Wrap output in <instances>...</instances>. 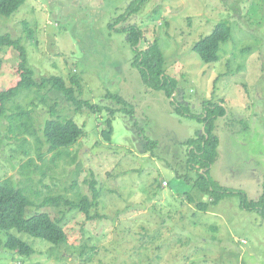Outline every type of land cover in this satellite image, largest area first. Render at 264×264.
<instances>
[{
	"label": "rangeland",
	"instance_id": "rangeland-1",
	"mask_svg": "<svg viewBox=\"0 0 264 264\" xmlns=\"http://www.w3.org/2000/svg\"><path fill=\"white\" fill-rule=\"evenodd\" d=\"M134 1L26 0L12 16H0V34L21 40L40 84L6 106V115L31 111L34 134L8 138L2 119L0 181L11 179L27 191L32 204L25 217L47 213L68 237L54 246L1 232L0 264H264V214L243 209L237 194L255 203L264 177V0H147L127 15ZM219 23L231 26V38L219 61L206 65L192 48ZM130 27L142 33L139 47L160 46L165 73L177 81L173 96L188 105L185 115L174 112L164 90L143 83L121 30ZM18 55L0 46V90L20 80ZM53 77L102 113H75L60 92L41 84ZM109 96L121 97L134 120ZM209 104L226 111L215 123L218 158L209 176L234 194L201 212L196 203L212 198L186 181L196 171L187 168L185 143L203 131L199 117ZM110 110L113 134L105 142ZM69 118L83 137L70 149L49 152L45 121ZM146 140L156 143L154 150L143 151ZM83 197L93 205L91 220L77 207ZM8 234L34 255L5 250Z\"/></svg>",
	"mask_w": 264,
	"mask_h": 264
},
{
	"label": "trees",
	"instance_id": "trees-1",
	"mask_svg": "<svg viewBox=\"0 0 264 264\" xmlns=\"http://www.w3.org/2000/svg\"><path fill=\"white\" fill-rule=\"evenodd\" d=\"M147 0H136L130 4L127 10V15H130L142 7ZM26 2V0H0V16L10 17L17 12ZM124 18V17H123ZM114 27V26H113ZM122 32L126 33L127 42L134 51L132 65L136 67L141 75L143 83L150 89L164 90L166 96L172 99L171 103L174 107V112L179 115H185L187 112L184 108L187 104H181L176 101L177 81L168 77L165 73V57L160 46L153 42L146 48L139 47L142 42V33L135 27L123 28ZM232 29L228 23L217 24L212 33L197 43L192 48L193 53L198 59L206 64H214L219 61V50L221 45L228 42L231 38ZM6 46L17 50V63L20 80L7 90H0V123L2 119L8 122L7 137L16 138L23 134H34V122L31 116V111H23L18 109V112L12 115H6L7 104L13 102L14 98L19 96L24 91H31L34 87L40 84L33 78V71L28 67V59L25 48L21 44L20 39H12L10 36L0 34V46ZM3 60L0 59V75L2 73ZM81 79L73 78L72 82L78 88V96L82 92ZM49 84L57 92H60L65 99L74 106L75 113L81 112L84 109L94 115H99L103 111V107L90 104L88 101H83L75 96V89L68 88L61 78L53 77L43 80L41 84ZM175 94V96H173ZM118 104L122 105L121 111L130 119L134 120V111L128 107L127 103L119 96H109ZM184 100V98H182ZM176 104V105H175ZM204 115L199 117V121L204 126V130L197 134L194 139H190L185 143L188 149L187 168L191 171H196L195 178L186 177V181H191L194 188H197L200 193L212 198L209 203H196V207L201 212L208 211L210 205H216L227 194L234 192L223 189L215 184L210 176V168L218 158L219 138L214 134L215 123L218 119L225 117L226 111L223 106L209 104L204 106ZM51 111H55L51 108ZM114 111L110 110V118L106 121L108 130L103 133L104 141H111L113 134L112 117ZM137 127V125L135 124ZM43 137L48 144L49 152H57L70 149L78 140L83 137V130L69 119H48L43 125ZM2 142L0 136V144ZM156 147V143L146 140L143 145V151H152ZM25 189L15 186L11 179L0 181V233H9L14 230L18 233L28 235L30 238L42 240L54 246H59L67 240V233L64 224L60 220L53 219L47 213H36L28 218L24 216L27 208L30 207L31 201L26 197ZM241 199V207L245 210H258L264 214V177L261 183V195L255 203L247 202L245 195L237 192ZM31 195V194H30ZM96 195V191H95ZM190 198V197H189ZM193 203L194 201L190 199ZM50 202H47L48 204ZM78 209L85 213L87 218L91 220L89 214L92 204H88V199L83 197L80 199ZM3 248L20 257L30 258L34 255V249L26 242L13 234H8Z\"/></svg>",
	"mask_w": 264,
	"mask_h": 264
},
{
	"label": "water",
	"instance_id": "water-1",
	"mask_svg": "<svg viewBox=\"0 0 264 264\" xmlns=\"http://www.w3.org/2000/svg\"><path fill=\"white\" fill-rule=\"evenodd\" d=\"M140 44V43H139ZM203 130H204V128H203Z\"/></svg>",
	"mask_w": 264,
	"mask_h": 264
}]
</instances>
